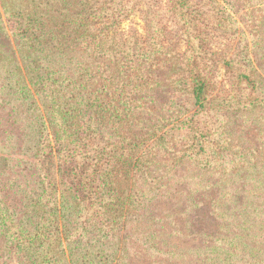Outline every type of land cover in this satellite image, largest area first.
<instances>
[{
  "label": "trees",
  "instance_id": "1",
  "mask_svg": "<svg viewBox=\"0 0 264 264\" xmlns=\"http://www.w3.org/2000/svg\"><path fill=\"white\" fill-rule=\"evenodd\" d=\"M240 3L264 10V0H0V264H125L130 250L141 264H264V14L240 28ZM141 5L145 33L124 34ZM164 5L181 49L168 44ZM220 38L229 50L213 49ZM168 92L197 107L170 128L158 99ZM215 101L252 117L242 137L217 140L203 120ZM172 129L189 141L179 156L158 148ZM184 154L223 166L207 186L217 195L187 202L240 217V231L216 226L222 254L170 240L188 236L180 199L166 196L187 177L173 172L192 166Z\"/></svg>",
  "mask_w": 264,
  "mask_h": 264
},
{
  "label": "rangeland",
  "instance_id": "2",
  "mask_svg": "<svg viewBox=\"0 0 264 264\" xmlns=\"http://www.w3.org/2000/svg\"><path fill=\"white\" fill-rule=\"evenodd\" d=\"M247 7L248 6L240 3L238 4V7H236V9L233 10V11H237V14L235 13L236 15L235 17L240 21L239 23H237V25L240 28L242 24L244 23L242 19H249L251 16H257L260 14L261 15L264 14V10L262 9L260 10L253 9L252 11H246ZM145 8L146 6L144 5L139 6V8H135L134 13L122 25V32L124 34H128L129 32H134V31L138 32L139 34L145 33V25H144V21L142 18V10H144ZM162 10L164 13H166V16L164 17V22H167L169 25V34H168V39H167L168 44L175 45V46L178 45L177 47H180L181 49L182 44H181V41L179 39V36L176 30L173 28L171 20L169 19V13L167 14V7L164 5ZM262 30H264V27L262 28ZM219 41L220 43L218 44L216 42L212 44L213 49H219L220 46H223L224 48H227V50H229V48L231 47V43H229L228 39L220 38ZM233 47L234 48H232L230 51L234 50L237 46L235 47L234 45ZM224 54L230 57V55L233 53L229 52V53H224ZM211 62H212V69L215 75V79L219 82L223 81L225 79V70H224L222 63L217 60H214V62L213 61ZM158 99L159 101H162L163 105L167 108L165 109V111L169 112L167 114V116L169 117L168 119L169 121L166 123L167 128L172 127L173 123L177 120L179 115L192 114L197 109V107L193 105V101H191L190 97L186 93H183V92L163 93L162 95H159ZM239 116H242V114L241 113L236 114L234 112H229L228 107L221 105L220 101H215L213 105L210 106V109L207 111V113L203 117V120L205 121L206 119L211 126L212 125H214V127L216 126L215 130L217 131V134H216L218 136L217 140H219L220 137L222 141H226L227 138L230 140H237L238 137L241 136L240 129H238L237 126L241 124L242 119H243V125L245 126H251V123H252V120H251L252 117L243 118ZM254 117L255 115H253V118ZM217 125H219L221 128L218 127ZM246 131H249V130H246ZM171 132L174 133V135L172 137L168 135L167 139L165 140V144L162 147L161 146L158 147V148H161L162 155L167 156L168 154L170 156H173L172 153L176 155L178 154V151L180 149H182L183 151V148L189 145V141L185 133L183 132L179 133L176 129H172ZM175 155L174 157L177 158ZM224 155L225 157H228L226 155V150L224 152ZM182 160H186L192 166H189V169H186V170L181 168L179 170L176 169L173 172V174L180 175V176L187 175V177L184 179L181 185L179 186L176 185V187H181V188L175 189L174 186L167 187L166 196L172 197L174 199L177 197L180 199L181 204L176 209L174 215H178L179 223L181 225L180 231H183V233L185 231L188 234V236L187 237H182V236L172 237L170 238V240L172 243H175L179 245L180 247H196V246L203 247L204 245L213 244L216 247L214 251L217 250L215 253V256L222 254L224 249L230 248V244L226 243L223 240H216L220 237L221 233H225L224 229L223 231L220 230L219 232H217L218 229L216 226L218 225V223H220L221 225L226 223L230 225L229 226L230 228L228 229V231L232 229H234L235 232L240 231L239 225L241 221L238 222L237 220L240 217L234 216V215H237L236 213H234L233 211L234 209L231 210L228 214L223 213L222 212L223 208H220L219 206L216 209L218 211V214L216 213L217 214L216 217L213 216L215 210L213 211V214L210 213V216H209V210L206 209L205 211H203L202 207L190 209L188 208L187 202L188 200L191 199L189 197L190 193H193L195 197L197 195L201 197V193L208 194L209 196H213V194L217 195L216 194L217 187H214L212 190H208L207 186L212 185L215 183V181L219 180L220 172H222L223 166L221 165L215 166L214 171L212 169L207 170L206 165H202L197 159L190 158L189 154L188 155L184 154L182 157ZM221 161L225 162L226 160L221 159ZM174 180L176 179H171L170 181H174ZM195 182H197V185H194V186L190 185L191 183H195ZM178 189H180L183 192L182 201L177 191ZM160 191L161 190H155L151 192V195L155 197L156 195L160 193ZM156 205L159 209L164 207L165 209L164 211H167L169 209V206H165L164 203H161V204L156 203ZM216 205L217 204H215V208H216ZM234 206L235 204L233 205L230 204V205H227V208H231ZM186 209H188V211H185ZM145 213L147 212L145 211ZM263 213L264 211L260 212V214H263ZM147 214L151 216V214L157 215L158 213L152 211V213H147ZM159 215H161L160 217H163L164 213H159ZM174 215H172V217L170 218L167 217L168 222H171V221L173 222ZM168 222L164 223L163 225L167 227H169V225L172 226ZM172 224L174 225L175 222H173ZM132 225H135V223H133ZM209 225H213V228H210ZM214 227L216 228L214 229ZM211 235H213L212 243H210ZM124 259L125 260L123 262H125V264H141L140 259H138L136 255L133 254L132 250H130L129 254L126 255Z\"/></svg>",
  "mask_w": 264,
  "mask_h": 264
}]
</instances>
